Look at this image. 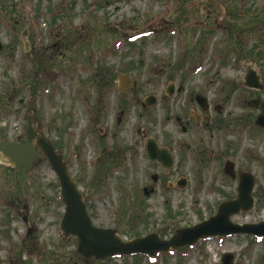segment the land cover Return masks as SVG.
Wrapping results in <instances>:
<instances>
[{"label":"rangeland","instance_id":"1","mask_svg":"<svg viewBox=\"0 0 264 264\" xmlns=\"http://www.w3.org/2000/svg\"><path fill=\"white\" fill-rule=\"evenodd\" d=\"M262 6L264 0H0V139L24 140L26 115L35 112L93 225L117 230L125 242L150 233L169 240L207 220L236 197L242 172L255 177V207L232 221L259 223L264 132L248 102L264 101ZM244 15L257 16V24ZM204 28L210 35L199 37ZM249 70L262 90L245 87ZM122 76L130 81L125 92ZM149 97L155 103L144 107ZM147 139L172 153L173 169L149 161ZM228 161L236 179L223 173ZM13 175L0 161V264H222L224 254L233 264H264V239L247 236L152 258L84 262L76 239L60 232L64 206L48 163L15 174L18 182Z\"/></svg>","mask_w":264,"mask_h":264},{"label":"water","instance_id":"2","mask_svg":"<svg viewBox=\"0 0 264 264\" xmlns=\"http://www.w3.org/2000/svg\"><path fill=\"white\" fill-rule=\"evenodd\" d=\"M121 88L127 89L129 81L126 77L119 80ZM245 85L249 88L261 90L262 85L255 72L250 70L245 78ZM173 93V88L168 92ZM202 107H206L203 99L198 97ZM155 103L153 97L147 99V106ZM249 106L258 109L255 126L264 130V101L253 98ZM41 125L37 122L34 113L26 116L25 142L0 140V160L14 169L28 168L40 160H46L50 169L56 174L60 184V199L64 205V215L60 223V231L65 239L74 237L77 240L76 251L83 257L84 262L96 260L104 262L116 256L146 255L153 257L157 253H165L196 243L212 237H229L235 235H252L264 237V222L259 224L236 225L231 218L241 212H250L254 207L252 192L255 178L250 173H241L237 187V197L234 200L222 203L217 214L203 223L175 230L169 240H162L156 233L145 237L124 242L115 229L95 227L89 217L83 195L68 172L67 164L55 149L53 144L40 133ZM146 153L151 161H157L166 169L173 167V158L167 150H160L153 140H149ZM225 174L235 179L234 165L227 162ZM185 182L179 183L183 188ZM234 257L223 255V264H232Z\"/></svg>","mask_w":264,"mask_h":264},{"label":"trees","instance_id":"3","mask_svg":"<svg viewBox=\"0 0 264 264\" xmlns=\"http://www.w3.org/2000/svg\"><path fill=\"white\" fill-rule=\"evenodd\" d=\"M257 12H260V13H258V15H260L261 13H263L264 12V6H262ZM245 16V15H244ZM245 18H246V21H247V23L248 24H251L250 22H254L255 23V19L256 18H258L257 16H255L254 18H249V17H247V16H245ZM248 20L250 21V22H248ZM255 24H257V23H255ZM205 30H206V32H203V33H200V35H199V37L200 36H206V37H208L209 35H210V31L207 29V28H204ZM203 42V41H202ZM24 171V170H23ZM19 174H20V172H18ZM18 173H15V174H18ZM13 179L16 181V182H18L19 181V177H18V175L17 176H14L13 177Z\"/></svg>","mask_w":264,"mask_h":264},{"label":"flooded vegetation","instance_id":"4","mask_svg":"<svg viewBox=\"0 0 264 264\" xmlns=\"http://www.w3.org/2000/svg\"><path fill=\"white\" fill-rule=\"evenodd\" d=\"M156 164H158V163H156ZM158 165H159V164H158ZM160 166H161V165H160ZM161 167H162V166H161ZM152 179H153L154 182H159V178H158V176H156V177L153 176ZM146 190H147V189H146ZM153 191H154V189L152 188L151 193H153ZM147 192H148V191H147Z\"/></svg>","mask_w":264,"mask_h":264}]
</instances>
